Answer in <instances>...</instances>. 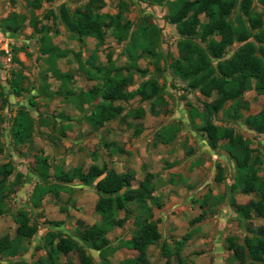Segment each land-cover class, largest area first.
<instances>
[{
    "label": "rangeland",
    "instance_id": "rangeland-1",
    "mask_svg": "<svg viewBox=\"0 0 264 264\" xmlns=\"http://www.w3.org/2000/svg\"><path fill=\"white\" fill-rule=\"evenodd\" d=\"M28 1L0 0V165L11 163L14 167L10 181L16 172L23 176L16 192L7 199L9 212L0 216V239L15 236L14 216L18 211H25L38 231L26 244V252L15 258L0 256V264L14 261L32 264L43 257L44 250L38 247L48 232L58 231L82 245L76 238L77 231L82 225L99 222L95 206L100 196L94 185L85 186L78 180L60 183L55 172L73 168L87 172L92 166L106 173L129 175L130 189L145 182L147 194L152 198L144 200L146 208L161 235L158 244L146 250L149 264H177V257L187 264H239L233 260L227 238L232 237L243 245L246 238L264 230V217L254 213L250 218L240 217L230 205L232 198L237 205H246L255 201L256 196L231 189L235 178L233 162L222 146L212 150L199 129L203 123L198 115L207 111V105L216 100V93L206 97L172 73L170 66L178 57L177 44L181 38L176 27L168 22L167 6L155 0H123L126 2L124 17L132 23V30L146 18V24L155 27L158 34L156 56L143 54L135 67L122 70V75L130 78L126 91L133 92L143 82L154 78L161 88V100L155 102L156 97L141 100L139 96L116 100L113 105L122 108L120 115L98 130H92L85 116L97 100L92 104L76 101L64 92L84 93L98 83L91 73L80 69L78 60L85 64L94 54L95 65H107L110 55L115 66L125 67L129 62L125 53L127 41L118 43L111 30L106 31L102 43L90 37L79 40L59 19L50 15V12L57 15L62 5L75 11L90 0H43L38 8ZM103 2L100 14L115 15L121 4V0ZM252 7L261 13L264 26L263 6L254 0ZM12 14L25 16L16 32L8 31L2 23ZM32 18L37 28L47 26L52 43L66 51V57L57 62L60 72L70 76L66 85L47 70L45 56L39 51L40 33L30 25ZM200 19L204 21L203 16ZM240 45L235 43L228 48L223 59H228ZM212 63L216 65L217 60ZM14 83H17L18 94L12 90ZM59 89L62 91L55 93ZM231 103L227 101L220 110L212 111L210 122L232 129L248 142L253 155L261 160L257 175L264 182V132L258 133L245 123L247 117L264 109V95L254 90L246 92L238 105L239 119L225 113ZM22 109L33 118V130L27 142L16 143L11 130ZM40 118H47L48 123L42 125ZM172 135L167 142L166 138ZM37 157L47 160L49 177L45 180L32 172ZM218 165L223 170L221 181L216 179ZM36 186L51 191L57 189V192L47 193L40 205L34 207L31 196ZM123 190L124 187L119 193ZM126 207L133 210V214L106 235L113 249L108 257L111 264L137 256L126 243L136 235L135 215L144 216L147 211L139 212L133 202ZM116 215L118 219L124 218L125 209L117 211ZM82 247L100 264L98 252ZM67 260L78 263L80 253L70 252L67 257H60L59 262L65 264Z\"/></svg>",
    "mask_w": 264,
    "mask_h": 264
},
{
    "label": "trees",
    "instance_id": "trees-1",
    "mask_svg": "<svg viewBox=\"0 0 264 264\" xmlns=\"http://www.w3.org/2000/svg\"><path fill=\"white\" fill-rule=\"evenodd\" d=\"M43 0H29L37 8ZM47 2L53 0H46ZM164 4L168 9V22L176 27L180 36L177 44L178 57L170 68L175 77L186 82L192 89H198L206 97L216 93V100L207 105V111L199 114L200 126L207 140L208 146L215 150L221 147L234 164L235 178L231 185L232 190H238L243 195L254 194L255 201L246 205H237L232 198L230 205L234 212L243 218H250L252 213L257 217H264V182L258 175V167L261 160L253 155V150L240 135L234 134L232 129L222 128L210 122L209 116L217 112L227 102L231 105L226 109L228 117L239 119L238 105L242 96L251 90L264 95V26L262 15L253 7L254 0H155ZM264 8V0H255ZM103 0H90L83 8L71 11L62 5L57 15L50 12L54 19H59L65 27L79 40L90 37L102 43L107 30L118 43L127 41L125 53L129 60L125 67L115 66L108 56L107 65H95L96 56L91 55L85 64L78 60L80 69L88 71L93 80L98 83L84 93L76 94L74 90H65V95L73 96L76 101L85 103L97 102L92 106L86 122L92 130L111 120L116 119L121 113L119 106H114L116 100H129L133 96H139L141 100L155 102L161 100L159 96L161 88L154 78L143 82L135 91L128 92L126 88L130 84V78L122 75V70L135 67L136 61L143 55L156 56L158 34L155 27L147 25L143 18L135 30L132 23L125 19L126 2L121 0L118 12L115 15L100 14L103 8ZM204 17V21L200 19ZM233 16V18H232ZM25 16L12 14L4 22L8 31L16 32ZM33 30L40 33L39 51L45 56L47 70L52 76L66 85L69 74L60 72L57 62L66 57V51L54 45L48 35L47 26L37 28L36 20H30ZM43 32L45 34H43ZM252 40V41H250ZM235 43L241 44L228 59H223L226 50ZM212 60H217L213 65ZM87 65V66H85ZM91 71V72H90ZM87 74V72H86ZM89 75V74H87ZM17 82V81H16ZM14 93L18 94L17 83L12 85ZM62 90H58L60 93ZM154 102V101H153ZM152 102V103H153ZM210 108V109H209ZM191 113V112H190ZM194 125V116L190 115ZM42 125L48 123L47 118H40ZM33 118L25 111L19 110L12 125V137L16 143H24L29 140L33 130ZM246 125L258 133L264 132V109L257 115L245 119ZM195 126V125H194ZM173 138H166L170 142ZM221 143V144H220ZM0 152L2 146L0 144ZM49 166L47 160L37 157L36 166L32 172L42 179H47ZM218 181L223 180V170L217 166ZM14 173L11 163L0 165V216L6 214L7 199L16 192V188L22 182V174L16 172L13 180H9ZM129 175L106 173L104 169L96 166L90 167L87 172L80 168L69 171L57 169L55 178L60 183H70L78 180L85 186H92L99 194V200L95 206V213L99 216V222L91 225H82L77 231L76 238L81 244L98 252L100 264H111L109 256L113 249L109 246L106 235L113 227H120L124 221L133 214V210L127 208L129 202L137 204L139 212H146L142 216L137 213L133 220L136 228L135 237L126 243L128 247L137 252L136 257L122 260L118 264H149L146 250L150 245L158 244L161 235L157 230L156 222L151 220L149 209L146 208V199H152L145 182L136 189L129 188ZM123 190L122 194L121 190ZM49 192L56 190L44 189L36 186L31 196L34 207L40 205L41 199ZM125 209V216L117 218V211ZM17 225L15 236L9 239L7 236L0 239V256L2 258H15L27 251L26 244L38 231L37 225L31 223L30 217L25 211H18L14 216ZM55 226H60L56 224ZM228 249L233 253V260L239 264H264V230L246 238L244 244H238L234 238H227ZM73 238L64 236L60 232H48L43 237V242L38 249H43L45 255L39 257L32 264H60V257H67L70 252L80 253V260L74 263L67 260L65 264H97L85 249ZM164 250V248H163ZM177 264H187L182 258L177 257ZM8 264H27L24 261H14Z\"/></svg>",
    "mask_w": 264,
    "mask_h": 264
}]
</instances>
